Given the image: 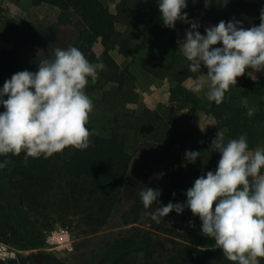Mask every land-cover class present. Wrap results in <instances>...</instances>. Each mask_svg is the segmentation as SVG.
Instances as JSON below:
<instances>
[{
	"label": "rangeland",
	"instance_id": "1",
	"mask_svg": "<svg viewBox=\"0 0 264 264\" xmlns=\"http://www.w3.org/2000/svg\"><path fill=\"white\" fill-rule=\"evenodd\" d=\"M102 2L114 13L116 19L114 26L119 34L130 37L135 30L140 31L138 37L130 39L132 53L130 56L120 54L118 45H112L110 49V54L119 66L128 67L134 76L133 81L127 82L118 90L114 83L104 82L98 70L95 82L90 80L85 89L94 104V111L90 114L87 125L100 135L118 134L131 154L129 179L122 189L121 200L114 207L106 225L86 237L71 234L67 228L54 220L49 229L43 230L38 247L24 249L0 240V261L42 251L58 264H100L103 253L111 247L113 241L120 235H127V230L133 228L149 232L155 244V257L159 260H164L171 253V241L180 240L177 234L187 235L189 241L195 244L205 238V246H199L201 252L218 249L214 247L213 239L202 234V222L199 217L198 219L191 217L187 208L179 215L174 211L169 213L167 217L160 218L159 223L152 220L149 215L159 207L157 204H153L149 209L143 206L137 213L130 211L137 201L143 205L139 193L147 187L159 189L161 196L158 203L166 206L170 201L180 202L181 188L187 191L198 178V172L192 164L171 162V155L177 151L183 155V152L179 150L178 144L174 146L167 144L168 135L173 128L186 126L185 121L198 126L203 132L215 124L211 115L204 114L208 104V88L201 95L195 94L201 99L195 110L189 107L178 108L176 102L170 99L169 89L174 85L172 78L181 74L183 68L189 67L190 62L183 56L179 46L190 25L177 21L175 28L170 29L172 32L170 35L161 34L154 43L151 38L149 39L155 52L164 53L160 63L151 65L157 73L153 74L141 67L140 60H151L154 56L143 41V36L148 35L153 26H164L157 0H102ZM225 3H230L231 6L241 5L243 10L247 0H210L207 7L205 0H188V6L184 11L187 12L190 21L200 25L201 34H205V28L215 26L220 21L236 20L243 25L245 22L237 20L234 14H225L227 9ZM58 12L56 6L47 3L33 5L30 0H0V49L16 47L32 54H42L51 49L68 47L75 40L77 29L73 24H57ZM217 46L221 45L214 47ZM202 70L207 71L203 66L201 72ZM194 74V77L183 81L189 90L193 80L200 73ZM254 75L255 84L248 89V94L237 95L234 99L235 104L254 110L252 116L255 119L251 123V130L258 141L252 151L264 149V119L257 117L264 112L262 83L264 72H257ZM249 78L251 77L247 76L244 80ZM6 80L0 79V87ZM2 111L4 108L0 106V112ZM225 140L230 138L225 137ZM206 155L209 164H214L220 157L213 149L207 150ZM5 192L0 187V199H5ZM214 207L215 204L213 209ZM218 250L221 257L228 260L223 251ZM131 255L134 260L140 261L139 253L132 252ZM46 257L42 258V264L48 258ZM260 264H264V259L260 260Z\"/></svg>",
	"mask_w": 264,
	"mask_h": 264
},
{
	"label": "trees",
	"instance_id": "2",
	"mask_svg": "<svg viewBox=\"0 0 264 264\" xmlns=\"http://www.w3.org/2000/svg\"><path fill=\"white\" fill-rule=\"evenodd\" d=\"M30 1L33 5L47 3L56 6L59 10L56 23L75 26L77 36L70 45L82 51L92 63H97L99 57V61L105 65L99 71L104 82L114 83L120 90L127 82L133 81L134 76L128 67L121 68L110 54V49L112 45H118L120 54L130 56V39L138 37L140 31L135 30L130 37L119 34L114 26L115 15L102 0ZM259 24L260 13L245 28ZM164 33L170 35L172 32L165 26H153L148 35L143 36V41L154 56L151 60L141 59L140 65L153 74L157 73L151 65L160 63L164 53L155 52L149 39L154 43ZM55 51L51 49L47 53L32 54L16 47L0 49V79H10L13 74L23 70L38 71L41 61L54 58ZM194 76L186 67L181 70V74L172 78L174 85L170 87L169 95L178 108L195 110L201 103V99L183 84L184 80ZM262 81L264 83V79ZM252 84L255 82L249 78L237 88L230 87L219 105L207 99L204 114L211 115L215 120L208 131H201L189 121H185L186 126L174 127L172 131L175 132L171 131L168 135L167 144H178L183 155L177 151L171 155V162L192 164L198 172V178L208 171L214 172L220 157L214 164H209L206 151L212 149L210 146L218 131L230 139L245 135L249 149L253 150L258 141L251 130L255 118L248 115L246 107L234 103L237 95L248 94ZM257 117L264 119V112ZM187 151H199L201 156L195 163L189 162L185 158ZM5 161V167L0 169V187L6 191L5 199H0V240L31 249L39 246L43 230L49 229L54 220L77 236L86 237L101 230L121 200L122 189L129 179L131 154L118 134L100 135L94 132L90 136V147L85 150L69 146L47 158L41 155L25 159L24 152L0 156V163ZM181 191L179 201L184 202L187 199L184 195L186 191L182 188ZM142 207L137 201L130 211L137 213ZM188 210L191 217L198 219ZM127 233L118 236L106 249L100 264H234L223 259L218 249L201 252L199 246H205V238L195 244L185 234H177L180 240L173 239L171 253L164 260H159L155 257V244L149 232L133 228ZM132 252L139 253L140 261L134 260ZM46 256L47 253L41 251L33 256L31 253L18 255L0 262L42 264V258ZM47 259L44 264H58L55 259Z\"/></svg>",
	"mask_w": 264,
	"mask_h": 264
},
{
	"label": "clouds",
	"instance_id": "3",
	"mask_svg": "<svg viewBox=\"0 0 264 264\" xmlns=\"http://www.w3.org/2000/svg\"><path fill=\"white\" fill-rule=\"evenodd\" d=\"M163 25L174 29L180 21L190 25L179 49L189 61V71L200 73L191 91L201 93L207 86V97L217 105L225 99L237 77L247 72H264V9L260 24L244 28L240 21H220L199 31L184 11L188 0H157ZM210 0H205L207 7ZM216 45H221L214 47ZM90 62L75 46L58 48L54 58L44 59L38 71H19L0 87V156L7 154L45 158L72 146L79 150L90 147L94 132L86 126L94 111L85 89L95 82L98 70L105 65L97 58ZM207 73L203 74L201 68ZM6 97V98H5ZM254 114L249 109L248 115ZM210 148L220 154L215 171H208L194 181L184 195V202L158 203L161 191L147 187L139 195L145 209L156 223L171 212L191 210L202 222L201 232L215 241V248L234 264H260L264 259V149H249L247 137L225 140L218 131ZM199 151H187V161L195 163ZM0 163V169L5 167ZM175 195V193H173ZM215 207L213 209V205Z\"/></svg>",
	"mask_w": 264,
	"mask_h": 264
},
{
	"label": "crops",
	"instance_id": "4",
	"mask_svg": "<svg viewBox=\"0 0 264 264\" xmlns=\"http://www.w3.org/2000/svg\"><path fill=\"white\" fill-rule=\"evenodd\" d=\"M257 2L259 3V5H257ZM225 5L227 6L225 14L226 15L227 14H229V15L230 14L231 15L234 14L235 18H237V20L238 19L239 20L240 19L243 20L245 23H243L242 26L245 28L247 24L252 23L255 20L256 15L258 13H261V9H264V0H247V5L245 6V8L243 10H242L241 5L239 6L238 4L235 5V6H231L230 3H225ZM249 71H252V70L251 69H247L244 76L237 77V84L236 85H232L231 87H237L245 79V77L248 76L247 72H249ZM202 73L206 74L207 71H204ZM199 75L200 74H198V76ZM206 88H207V86H205V89ZM190 89H191V85H190ZM205 89L199 94L200 95L203 94L205 92Z\"/></svg>",
	"mask_w": 264,
	"mask_h": 264
},
{
	"label": "water",
	"instance_id": "5",
	"mask_svg": "<svg viewBox=\"0 0 264 264\" xmlns=\"http://www.w3.org/2000/svg\"><path fill=\"white\" fill-rule=\"evenodd\" d=\"M31 255L33 256V255H35V253L34 252H31Z\"/></svg>",
	"mask_w": 264,
	"mask_h": 264
}]
</instances>
